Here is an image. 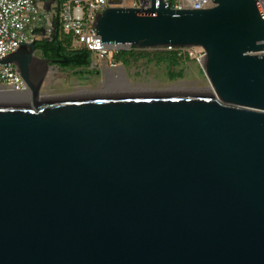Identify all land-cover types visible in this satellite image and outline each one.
<instances>
[{"label": "water", "instance_id": "water-1", "mask_svg": "<svg viewBox=\"0 0 264 264\" xmlns=\"http://www.w3.org/2000/svg\"><path fill=\"white\" fill-rule=\"evenodd\" d=\"M212 1L91 20L124 51L202 49L211 93L44 97L37 42L0 61L29 94L0 101V264H264V18Z\"/></svg>", "mask_w": 264, "mask_h": 264}, {"label": "built area", "instance_id": "built-area-1", "mask_svg": "<svg viewBox=\"0 0 264 264\" xmlns=\"http://www.w3.org/2000/svg\"><path fill=\"white\" fill-rule=\"evenodd\" d=\"M151 0H136L134 8H146ZM174 10H202L213 6L212 0H161ZM264 18V0H256ZM124 5L122 0L121 6ZM109 0H0V61L14 53L21 44H31L50 39L59 25L66 36L90 53L89 70H96L103 80L124 75V67L115 59L121 47L101 43L95 30L91 28L95 12L100 13L111 7ZM181 57L186 56L201 63L204 52L200 48L176 49ZM199 50V52H196ZM264 53V50L259 54ZM50 70V71H49ZM47 72H57L55 64ZM46 77V78H47ZM28 96V88L12 64H0V95Z\"/></svg>", "mask_w": 264, "mask_h": 264}, {"label": "rangeland", "instance_id": "rangeland-1", "mask_svg": "<svg viewBox=\"0 0 264 264\" xmlns=\"http://www.w3.org/2000/svg\"><path fill=\"white\" fill-rule=\"evenodd\" d=\"M123 2V7H132V3L136 2V0H123ZM59 34L60 39L63 40L64 43L70 44L69 46L71 49H82V46L73 42L72 39L71 42L68 41L66 35H64L61 30ZM156 50L158 49H147V57L137 59L130 58L128 63L121 62L125 69L124 75L129 87H133L134 89H148L150 91H166L176 86L184 87L189 91H207L210 89V85L202 72L201 63L189 58L184 52L183 55L178 58L177 63L172 66H169L166 62L156 63L154 61H148L152 58ZM196 52H199V50H196ZM37 57H40V55ZM77 71L78 70L59 67L57 72L46 78L42 88L44 97L75 95L77 93V87H75L76 78L81 80V86L86 88L94 86L93 90L98 92L99 85H94L91 82H84L85 73ZM168 72L181 73V77L171 79V77L168 76ZM95 84H97V82ZM118 91L120 90L118 89L116 92ZM13 100L14 99H11L9 101ZM0 101L6 100L0 99Z\"/></svg>", "mask_w": 264, "mask_h": 264}, {"label": "trees", "instance_id": "trees-1", "mask_svg": "<svg viewBox=\"0 0 264 264\" xmlns=\"http://www.w3.org/2000/svg\"><path fill=\"white\" fill-rule=\"evenodd\" d=\"M60 30L61 29L57 24L55 33L49 40L37 41L36 51L39 53L41 58L51 61L50 64H55L57 68L61 67L63 69H74L78 70L80 73L87 72L91 61L90 53L83 49H71V47L69 46L70 44H66L63 42V40L60 39ZM66 38L71 42L72 38L70 36H66ZM146 51L147 50L144 49H130L121 51L117 56H115V59L120 63H128V60L130 58L137 59L147 57ZM178 58L180 57L175 50L168 51L166 49H158L153 54L152 58L148 61H154L156 63L166 62L169 64V66H172L177 63ZM57 59H60L61 61L66 60L67 62L58 64ZM168 76L171 77V79H175L177 77H181V73L178 74L174 72H168Z\"/></svg>", "mask_w": 264, "mask_h": 264}, {"label": "flooded vegetation", "instance_id": "flooded-vegetation-1", "mask_svg": "<svg viewBox=\"0 0 264 264\" xmlns=\"http://www.w3.org/2000/svg\"><path fill=\"white\" fill-rule=\"evenodd\" d=\"M45 40H49V39H45ZM35 55L39 56V53L36 51ZM57 60L61 61L60 59H57ZM97 77H98V75L96 74V72H94V74L89 75V78L87 79L88 82H91L94 85H99L98 86L99 90H97V91H101V90H104V89H107V88H122V87L133 88V87H129L128 84H127L126 79L123 81L122 77H118V78H109V77H107V78H105V80L103 82H101L99 84L97 82ZM96 82H97V84H95ZM81 92H86V91H81Z\"/></svg>", "mask_w": 264, "mask_h": 264}, {"label": "bare ground", "instance_id": "bare-ground-1", "mask_svg": "<svg viewBox=\"0 0 264 264\" xmlns=\"http://www.w3.org/2000/svg\"><path fill=\"white\" fill-rule=\"evenodd\" d=\"M126 86V85H125ZM107 88V87H106ZM120 90V91H150L148 89H131V88H126V87H122V88H107V89H104V90H101V91H98V92H116L117 90ZM118 91V92H120ZM166 91H189L188 89H185L184 87H172L171 89H168ZM193 91V90H191ZM209 93L212 92L211 88L209 90ZM86 93H96V92H90V91H86V92H80V93H77V94H86ZM16 98V99H15ZM0 99L1 100H11V99H14L13 101H28L29 100V96H25V97H21V96H16V95H0Z\"/></svg>", "mask_w": 264, "mask_h": 264}, {"label": "crops", "instance_id": "crops-1", "mask_svg": "<svg viewBox=\"0 0 264 264\" xmlns=\"http://www.w3.org/2000/svg\"><path fill=\"white\" fill-rule=\"evenodd\" d=\"M51 64H50V67H49V69H51ZM123 66V65H122ZM50 71V70H49ZM94 72H96V74H97V71L96 70H87V72H85V78H84V82H88L87 81V79L89 78V75H91V74H94ZM124 72H125V69H124ZM125 74V73H124ZM98 75V74H97ZM120 77H122V80L124 81L125 80V75H121ZM76 80V86L75 87H77V93H79V92H81V91H90V92H96V91H94L93 89H94V86H91L90 88H86V87H84V86H81L80 85V81L81 80H79V79H75ZM105 80V79H104ZM103 80V78L100 76V75H98V77H97V82L98 83H101V82H103L104 81ZM76 93V94H77Z\"/></svg>", "mask_w": 264, "mask_h": 264}]
</instances>
